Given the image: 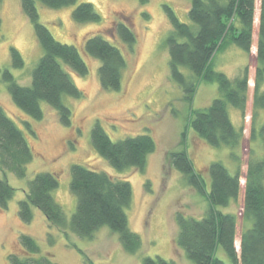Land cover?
Wrapping results in <instances>:
<instances>
[{"label":"trees","instance_id":"obj_1","mask_svg":"<svg viewBox=\"0 0 264 264\" xmlns=\"http://www.w3.org/2000/svg\"><path fill=\"white\" fill-rule=\"evenodd\" d=\"M146 3L149 0H140ZM257 0H191L189 21H182L170 5L165 12L171 23L167 38L171 78L178 83L184 98L191 104L190 114L182 133L183 148L169 155L172 166L182 172L190 186L206 197L209 208L202 217L178 212L176 244L196 264H264V152L251 156L247 164L244 186L240 171V156L236 149L243 141V127L235 126L229 113V105L245 112L249 98V64L242 73L230 78L215 67L219 52L235 45L248 54L252 51ZM0 0V9H1ZM51 8L75 6L72 15L78 23L98 22L101 15L95 5L84 0H21L22 9L32 22L43 48L32 73L30 84L19 83L10 68H4L1 79L7 83L15 105L29 118L40 120L44 116L42 103L54 107L64 125H71L72 110L64 102L65 96L81 97L82 90L73 80L72 72L85 76L90 65L74 44L57 40L51 30L41 22L38 5ZM2 18L0 15V29ZM118 38L134 52L138 43L137 33L124 21L115 28ZM97 31L85 41L86 53L98 60L100 82L105 89L120 90L123 70L128 58L124 50ZM12 66L24 67L21 52L11 47ZM215 82L220 95L203 108H194L193 99L201 83ZM253 106L264 110V0H261L257 33V66ZM26 130L34 133L28 119L23 120ZM196 133L209 145L228 146L232 158L238 162L232 173L222 161L210 163L209 180L199 172L188 151V134ZM254 138L261 140L264 150V120L253 130ZM96 151L112 167L125 170L144 168L148 156L157 148L154 137L147 133L113 140L100 122L91 133ZM259 140V141H260ZM34 158V151L21 127L0 102V169L18 177L27 175V167ZM60 185L59 177L50 171H39L29 181L26 197L19 201V211L25 221L33 218V207L41 210L49 221L60 227L68 225L62 206L53 196ZM244 187L243 228L240 246L237 248L238 214L225 212L237 201ZM70 188L77 198L71 229L81 237L91 238L100 228L108 227L117 233L128 253L141 247V237L130 225L127 210L133 199L130 180L115 176L105 170L93 169L85 164L71 166ZM15 188L7 178L0 177V207H7L14 197ZM21 244L31 256H10L11 264H61L46 256H37L40 247L29 235L21 236ZM222 248L231 263L219 255ZM144 264H177L161 256L145 257Z\"/></svg>","mask_w":264,"mask_h":264},{"label":"rangeland","instance_id":"obj_2","mask_svg":"<svg viewBox=\"0 0 264 264\" xmlns=\"http://www.w3.org/2000/svg\"><path fill=\"white\" fill-rule=\"evenodd\" d=\"M92 2L101 15L98 22L78 23L73 19L75 6L51 8L39 4L40 20L54 37L64 43L77 46L90 65V72L78 75L72 72L73 80L83 92L81 97L65 96L64 102L72 110L71 125L62 123L58 111L42 103L44 116L40 120L29 118L13 102L4 82L2 71L10 68L16 80L30 84L32 73L43 55L34 26L22 9L21 0H2L0 15V102L12 118L24 128L34 158L27 167V175L18 177L12 172H3L15 190L7 207H0V264H11L10 256H31L21 244L23 234L34 238L40 247L37 256H46L61 264H144L145 257L161 256L177 264H196L180 248L175 238L178 233L176 214L202 217L209 202L190 186L185 175L171 165L169 155L183 148L182 133L190 114L191 104L184 98L182 88L170 76L169 48L167 38L171 23L164 6L170 5L182 21H189L191 0H84ZM261 0L256 1L254 41L250 54L233 45L219 52L215 58L217 70L234 79L249 64V98L246 110L229 105L233 123L243 127V141L236 149L240 156L242 184L245 183L247 164L251 156L262 155L264 150L260 138H254L253 130L264 120V110L256 111L253 93L257 66V33L260 20ZM119 21L129 24L137 33L138 43L134 52L118 38L115 28ZM97 31L106 39L121 47L128 58L123 70L120 90L102 87L98 68L100 60L85 51V41ZM11 47L17 48L25 61L24 67L12 66ZM220 95L215 82L201 83L194 95L193 107L203 108ZM28 119L34 133L23 125ZM100 122L113 140L150 134L157 143L144 168L130 167L117 170L96 151L92 143V129ZM188 151L196 169L209 180L208 168L213 161H222L232 173L238 162L231 156L228 146L209 145L194 132L188 134ZM260 140V141H259ZM85 164L91 168L105 170L115 176L131 181L133 199L127 214L131 228L141 237V247L128 253L117 233L108 227L100 228L89 237H81L70 226L76 210L77 198L70 188L71 166ZM39 171H50L59 177L60 185L54 190L55 200L62 206L68 225L57 226L44 213L33 207V218L25 221L19 211V201L26 197L29 181ZM244 187L237 201L225 212L238 214L237 248L243 225ZM218 255L227 263L230 258L222 248Z\"/></svg>","mask_w":264,"mask_h":264}]
</instances>
